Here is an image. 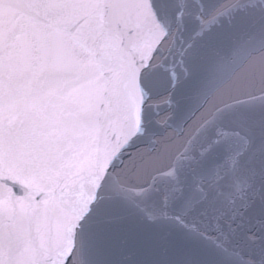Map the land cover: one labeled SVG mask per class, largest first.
Listing matches in <instances>:
<instances>
[{"label": "water", "instance_id": "1", "mask_svg": "<svg viewBox=\"0 0 264 264\" xmlns=\"http://www.w3.org/2000/svg\"><path fill=\"white\" fill-rule=\"evenodd\" d=\"M110 70L62 111L60 200L32 264H92L98 206L135 236L123 264H264V0L113 10Z\"/></svg>", "mask_w": 264, "mask_h": 264}, {"label": "snow or ice", "instance_id": "2", "mask_svg": "<svg viewBox=\"0 0 264 264\" xmlns=\"http://www.w3.org/2000/svg\"><path fill=\"white\" fill-rule=\"evenodd\" d=\"M119 0H0V264H32L25 249L51 222L68 133L62 111L107 79ZM161 18L173 0H152ZM92 264H123L133 222L104 207L81 225Z\"/></svg>", "mask_w": 264, "mask_h": 264}]
</instances>
